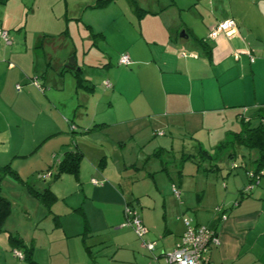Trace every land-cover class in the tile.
Wrapping results in <instances>:
<instances>
[{"label": "crops", "instance_id": "obj_1", "mask_svg": "<svg viewBox=\"0 0 264 264\" xmlns=\"http://www.w3.org/2000/svg\"><path fill=\"white\" fill-rule=\"evenodd\" d=\"M51 1L0 0V32H7L12 43L0 39V187L1 196L11 208L0 225V236L8 237L0 245L3 251L9 247L10 252L21 253L30 264H150L152 257L143 245L155 243V255L164 264L162 252L176 247L186 230L184 219H190L219 236L220 244L212 246L205 255L209 264H264V186L261 177L252 184L249 180V174L256 169L253 158V170L245 171L248 183L241 189L230 190L224 184L205 181L199 185L197 194L185 190L186 208L183 202L178 203L183 200L181 186L172 183V193L173 186L180 191L179 197L174 193L170 197L172 214L175 211L179 220L176 222L173 217L170 222L166 198L162 206L159 204L156 181L155 195L126 191L124 176L144 170L138 160L128 165L121 159V150L115 151L121 166L113 171L105 153L109 141L159 139L160 146L153 150L159 161L171 151L176 153L174 142L169 146L166 136L178 142L195 141L194 152H199L204 142L200 144L195 138L210 137L212 124H237L236 131L225 130L227 137L230 132L241 130L243 119L256 126L253 116L257 119V112L264 109V0H188L190 12L197 19V27L191 28L176 16L181 10L173 0L170 5L152 0L148 8L132 0L128 15L112 10L117 0L104 8H93L99 0L82 1L81 16L76 19L69 18L67 0ZM43 3L50 10L48 19L58 22L56 12L60 14L66 23L64 32L57 31L54 22L56 31L40 35L30 27L37 14H41ZM197 4L205 8L204 15L197 11ZM104 12L109 17L97 25L95 19L100 21ZM228 19L237 22L238 36L229 39L221 35L216 41H209L211 30ZM69 21L84 30L82 46L93 41L83 52L81 65L76 41L75 50L67 54L75 59L77 68L82 72L87 69L89 77L99 84L91 86L86 79L93 88L90 92L77 90L74 74L63 72L68 70L67 55L64 56L65 47L56 42L70 37ZM181 31L185 35L181 36ZM109 33L125 43L118 52L129 56L130 65H120V57L118 66H114L113 55L94 48L100 41L107 44ZM205 42L211 50L209 55ZM49 47L60 54L55 60ZM246 49L251 52L253 62L245 55L238 60L234 58L236 52ZM41 51L46 58L43 63L37 54ZM91 55L93 61L86 63ZM68 75L75 81L69 98L65 92ZM98 125L101 126L89 133L73 131L74 126L90 130ZM100 130L107 134H101ZM187 148L182 147L181 155L189 158L193 155L185 154ZM234 149L224 157L238 169L240 157ZM75 150L83 155L77 174L63 173L55 178L65 153ZM40 151L52 158V164L42 159ZM96 151V158L88 156ZM210 152L205 154L211 157V172L217 175L221 167ZM37 153L39 161L30 164ZM86 159L90 162L88 166L82 163ZM29 168L33 174L46 168L49 177L41 179L39 173L33 182L22 174ZM211 172L208 178L214 175ZM144 177L155 179L151 173ZM4 183L10 184L8 195ZM248 186H252L251 193L242 197L241 191ZM16 193L22 200L19 203L9 197ZM38 193H47L48 197L46 202H40L39 214L33 213L37 207L32 204ZM15 205L25 213L28 232L6 228L13 221ZM127 206L136 210L147 229L142 244L135 231L124 226ZM161 207L164 226L158 224ZM188 208H192L193 215L189 216ZM159 240L162 245L157 251Z\"/></svg>", "mask_w": 264, "mask_h": 264}, {"label": "rangeland", "instance_id": "obj_2", "mask_svg": "<svg viewBox=\"0 0 264 264\" xmlns=\"http://www.w3.org/2000/svg\"><path fill=\"white\" fill-rule=\"evenodd\" d=\"M50 3H52L51 0H49ZM69 3V11L70 13L69 18H79L81 16V12L80 7L82 4V1H91V0H67ZM96 3L97 0H92ZM132 0H117V2L115 4H113L112 6H114V8L112 9L115 13L118 12H122L125 13L126 15L128 12V9L130 7V3ZM139 2V5H144V7L148 8L150 7V3L152 2V0H137ZM170 0H159V4L161 5H170L171 2H169ZM175 1L177 8L180 9V14L179 13H175L177 17L181 18V21L185 23L186 27L191 28L193 27H197V19L195 18V15L193 12H190V4L188 2V0H173ZM211 3L213 1H210ZM138 4V3H137ZM203 4V3H202ZM206 4H208V1H206ZM196 6V5H195ZM199 4H197V11H199L200 14L204 15V13H206L205 8L202 6H200ZM46 7H48L45 3H43V5L40 7L41 9V14H37V17H35L34 21L31 23V28L34 29V31L39 32L38 35L42 34V33H46L45 31L48 32H53L56 31L57 26H55V24L58 25V30L57 31H65L66 29L64 28L65 26V22L62 20L60 14L58 12H56L57 16L60 18V21L56 22L54 21L52 18L48 19V14L50 12L49 8L46 9ZM209 10V8H207ZM56 11V10H55ZM175 12V11H174ZM129 13V12H128ZM198 13V12H196ZM109 13L104 12L102 14V16L100 17V21L99 19L96 20V24L97 23H101L104 22V19H107V17H109L108 15ZM217 17V16H216ZM215 17V18H216ZM52 22H54L55 24H53ZM69 21V26H70V31L69 33V38L64 41V38H62L61 40L57 41L56 43L58 44V46H64L65 48L64 50V56L69 54L70 52L75 50V41L76 44L79 45V49H78V59H79V65L81 58H83V52L87 51L88 48L91 46V43H93V41H90V44H88L87 42H84V46H82V39L81 37H85L86 34L84 33V30H80L77 25H70ZM99 25V24H97ZM184 31V30H182ZM181 31V32H182ZM198 31V30H197ZM180 32V35H181ZM62 33V32H61ZM13 35V33H11ZM108 40H107V44H105L104 42H98V47H94L96 50L99 49L100 51H102L103 53H106L108 55H113L111 56L112 58L114 57V61L112 62V64L114 66H118L117 65V60L122 56L121 53H119V50H122V48L124 47V42H122L121 39H117L116 37L113 36V34L109 33L108 34ZM10 38V37H9ZM73 39V40H72ZM12 44V43H11ZM77 46V45H76ZM82 47L84 48V51H82ZM50 50V56L55 60L60 54H57V51L54 50L53 48L49 47ZM59 50V48L57 49ZM118 53V54H117ZM38 56L41 58V63L44 62V60L46 58H44L43 56V52H38L37 53ZM71 58H73L72 56H68L66 57L67 60V64L69 63V61L71 60ZM93 56L91 55L86 63H90V61H93ZM55 62L53 61L52 64H54ZM52 72V71H51ZM50 72V74H51ZM54 73V72H52ZM83 77L87 80H89L91 86H97L99 84H97V82H95L94 80H92V78L89 77L88 75V71L87 69L84 70L83 72ZM72 82L74 81V77L72 75H68L67 79H66V96L69 98L73 95V87H72ZM241 109V108H240ZM243 110V108H242ZM91 111V108H90ZM253 125H257L258 119H254L253 116ZM77 122V121H74ZM233 125V126H231ZM228 124V122H226L225 124H220V123H215L212 124V134L210 137H206L205 139L202 137L197 136L195 138V140L199 141V143H203V150L201 151H195L194 149L197 148L194 145L195 141H191V140H185L183 141H177L176 139L173 141V139H170L169 136H166V138L168 141V145L171 146L173 145V142L175 144V152L173 153L172 151L170 152L171 154H165L163 155L159 161L154 157L153 155V150L157 149L156 147L160 146L161 140L156 139L152 142H150L149 140H140L135 139L134 141L131 138H127L125 140L122 139V141H109L107 146L105 147V153L107 155V157H109V162L112 164L111 165V170L113 171H118L121 164H120V157L117 156V154H115V151H119L121 150V159H125V162L130 165L131 161L135 162L138 160V165L141 167V169L144 170H140L139 173H134L132 174V172L126 174L123 178L124 182V187L126 189V191H131L134 194H139V195H144V194H148V193H153L154 194V181H156V183L158 184V189L160 190V206H162V200H164L163 198H166L167 200V204H168V220L171 222L172 218L174 217V220L176 222H178V217L175 216V211L174 214H172V209H171V203H170V197H174L173 193H172V183H174V185H176L177 187H179V185L181 186V189H179L180 191H182V195H183V200L182 201H178V203L183 202L185 204V208L187 207V204L185 202V198H184V194H185V190H189L191 193L197 194L198 189H199V185H201L203 182H207V183H214V184H219V185H226L229 187L230 190H238L241 189L244 186V183L246 182V173L245 171L248 170H253L252 169V161H255L259 154L256 151L250 152L244 145L243 146H235L234 151L238 152V156L240 158H238V163L240 164V168L238 169H234V166L231 162V160L225 158V155H228L231 151L232 148L228 147L225 148V150H212L213 148H215L216 146L220 145V143H224L228 140L227 135L225 134V130L226 129H230L231 131H236L235 129L237 128V124L235 126V124ZM38 131L40 130L39 127L37 128ZM211 130V128H209ZM101 133V130L98 131ZM120 132H123L120 131ZM101 134H107L105 133H101ZM126 134V133H124ZM110 137L114 138L112 133H109ZM127 136V135H126ZM118 140V139H117ZM201 141V142H200ZM149 142L151 144H149ZM100 143V142H99ZM102 143V142H101ZM188 147L185 151H187V153L185 154H191L193 156L191 157H183L182 154V147ZM96 147V146H95ZM96 150H100V149H96ZM169 150V149H168ZM211 150V152H210ZM184 151V152H185ZM205 151H208V153L210 152L212 155V157H215L217 162V165L219 167H221V170L219 173H217V175L215 173L211 172V157H208L205 154ZM183 152V153H184ZM214 153H216V155H214ZM40 155H42V159H44L45 162H49L50 164H52V158L49 156H45V151H40L39 153ZM38 153L34 156V159H31L32 161H29V163L31 164V162H38L39 161V155ZM89 157H93L96 158L98 156L97 151L96 153L93 152H89L88 153ZM253 158V160H252ZM59 159V156L57 158V160ZM252 160V161H251ZM99 161V160H98ZM27 163V164H29ZM82 163H84L86 166L90 165V162L86 159L84 160ZM97 164H99V162H96ZM41 165L45 166L48 164H42ZM36 165L38 166V164L36 163ZM34 169V166L32 167ZM162 169H165V171H162ZM44 172H39L41 173H45L48 174L46 168H44ZM207 170H209V172H207ZM36 171V170H34ZM214 174V175H210V177L208 178V173ZM39 173L31 172L30 168L29 169H24L22 174L24 176L30 177L28 179H31V181H36L38 178ZM146 173H151L154 176V180L151 178H147L145 179V174ZM30 175H33L34 177H31ZM54 175V174H53ZM207 175V178H206ZM130 177V180H127V178ZM209 179V180H208ZM261 180H263V186H264V177H261ZM27 181V179H26ZM52 181H54V178L52 179ZM32 182V184H33ZM152 182V183H151ZM52 183V182H50ZM248 182H246L245 184H247ZM71 184V181H70ZM9 183H4V189H5V195H8V191L9 189ZM47 185V184H46ZM8 190V191H7ZM42 191H45V188L40 189ZM155 195V194H154ZM195 196V195H194ZM9 197H14L15 201H17V203H19L21 200L20 198V194L16 193L13 196H9ZM48 198V197H47ZM35 201H32V204L34 206H36V210H33V213H41V210L38 208L39 204L41 205L40 202H42V200H39L37 197L33 198ZM195 201V200H194ZM35 202V203H33ZM44 204V202H43ZM18 205V204H17ZM28 207L32 208L31 205H29ZM144 207V206H143ZM142 207V208H143ZM177 208V207H176ZM138 210L140 211V207L138 208ZM176 210V209H175ZM142 211V210H141ZM158 216L160 218L158 224L161 226H164V221L162 220V216H164V212L161 209L158 211ZM187 213L190 215H193V211L192 208H188ZM25 213L23 212L22 208H20L19 206H14V214H13V221H9V224H6V228H11L12 230H16V229H22L25 232H28V230L25 228V225L28 226L29 223H26L25 220ZM180 217V216H179ZM5 228V229H6ZM2 237V239H0V245H2L4 242L3 240L7 239L8 237ZM139 241L141 242V244L143 243V239L138 238ZM158 246H157V251H160L159 248V244L162 245V241L159 240L157 242ZM11 248L7 247L6 250L3 251L2 247L0 246V264H30V262L28 260H23V259H18V257H16L15 252H10ZM148 252V251H147ZM149 254V252H148ZM38 255V254H37ZM41 255V254H39ZM150 255V254H149ZM8 256V257H7Z\"/></svg>", "mask_w": 264, "mask_h": 264}, {"label": "built area", "instance_id": "obj_3", "mask_svg": "<svg viewBox=\"0 0 264 264\" xmlns=\"http://www.w3.org/2000/svg\"><path fill=\"white\" fill-rule=\"evenodd\" d=\"M238 24L233 19H228L218 23L209 33L208 40L214 42L219 36L224 35L227 38L238 36ZM0 39H3L7 44H11V40L7 32H0ZM248 56L253 62L251 52L246 49L244 51L236 52L234 58L238 60L240 56ZM185 56V55H184ZM119 64L122 66H128L131 64V60L128 55H122ZM105 85L110 87L109 82ZM41 179L49 177L47 174H40ZM173 193L179 197L180 191L173 186ZM126 222L124 226L131 227L136 235L142 239L147 233V229L144 227L140 217L136 210L131 207H126L125 210ZM186 230L181 237L180 242L174 249L165 250L162 252V259L164 264H209L205 259V255L210 251L212 246H218L220 244L219 236L210 228L198 224H194L190 219H184ZM143 247L150 253L152 262L150 264H161L159 257L155 255L156 244L144 243ZM15 255L23 259L21 253L16 252Z\"/></svg>", "mask_w": 264, "mask_h": 264}, {"label": "trees", "instance_id": "obj_4", "mask_svg": "<svg viewBox=\"0 0 264 264\" xmlns=\"http://www.w3.org/2000/svg\"><path fill=\"white\" fill-rule=\"evenodd\" d=\"M112 1L113 0H99L98 4L93 8H104ZM134 5L137 6V3L134 2ZM138 10L142 11L141 9ZM205 48L207 49L208 51L207 54L209 55L211 53V50L207 42H205ZM65 71H71L74 74V77L76 79L77 90H85L89 92L92 91L93 88L88 85V81L83 77V72L81 69L78 70L77 68L76 69L68 68V70H64L63 72ZM256 118L259 119V123L256 126H252V124L249 121H245L243 119L241 121V130L239 132H230L228 140L222 143L217 148L218 150H222L228 147L234 149L235 146L244 145L247 149L254 150L259 154L258 158L253 162V164L256 166V169L253 173H251V175L249 174V180L251 184L255 183L257 180L260 179V177L264 175V109H260L257 112ZM100 126L101 125H98L90 130L89 129L85 130L77 126H74L73 131L75 132L76 129H79V131L76 132L84 134V133H89L90 131H93L95 128H98ZM82 159H83V155L78 150L66 152L63 160L59 164L55 178L59 177L63 173L77 174ZM251 189L252 186L245 187L241 191L242 197H244L245 195H249L251 193ZM35 197L46 202L47 193L46 194L38 193L35 194ZM10 211L11 208L9 203L1 196V187H0V225L10 214ZM23 257L25 258L24 255Z\"/></svg>", "mask_w": 264, "mask_h": 264}, {"label": "water", "instance_id": "obj_5", "mask_svg": "<svg viewBox=\"0 0 264 264\" xmlns=\"http://www.w3.org/2000/svg\"><path fill=\"white\" fill-rule=\"evenodd\" d=\"M183 35H185L184 32H182L181 36H183ZM67 68H73V69L77 68L74 58H71V60L67 64ZM77 69L80 70V68H77Z\"/></svg>", "mask_w": 264, "mask_h": 264}]
</instances>
